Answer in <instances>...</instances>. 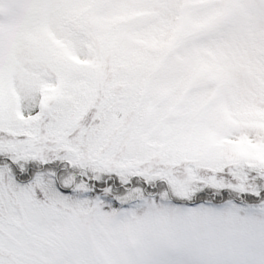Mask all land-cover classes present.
Returning <instances> with one entry per match:
<instances>
[{
  "label": "rangeland",
  "instance_id": "obj_1",
  "mask_svg": "<svg viewBox=\"0 0 264 264\" xmlns=\"http://www.w3.org/2000/svg\"><path fill=\"white\" fill-rule=\"evenodd\" d=\"M0 16L5 109L15 108L12 81L27 99L53 79L57 88L40 94L43 103L59 106L62 91L76 80L84 99L77 107L103 105L109 112L98 152L106 165L180 175H206L221 164L263 166L264 128L228 114L264 112L255 74L264 63L260 0H0ZM77 33L90 39L89 62L80 66L71 62L67 40ZM206 88L209 98L200 108L179 115L181 94ZM135 95L147 107L166 106L146 137L140 133L147 115L138 120ZM115 110L120 117L112 119Z\"/></svg>",
  "mask_w": 264,
  "mask_h": 264
},
{
  "label": "snow or ice",
  "instance_id": "obj_2",
  "mask_svg": "<svg viewBox=\"0 0 264 264\" xmlns=\"http://www.w3.org/2000/svg\"><path fill=\"white\" fill-rule=\"evenodd\" d=\"M43 101L0 105V264H264V166L112 167L103 105Z\"/></svg>",
  "mask_w": 264,
  "mask_h": 264
},
{
  "label": "trees",
  "instance_id": "obj_3",
  "mask_svg": "<svg viewBox=\"0 0 264 264\" xmlns=\"http://www.w3.org/2000/svg\"><path fill=\"white\" fill-rule=\"evenodd\" d=\"M217 0H194L196 4H205V3H212ZM25 3L31 2V0H23ZM1 17V16H0ZM0 28H2L0 26ZM72 34V33H71ZM17 37V33L13 35L12 41L15 42ZM50 37L53 41L57 42L59 37L54 35L52 31H50ZM69 41V58L74 65L80 66L89 62V58L87 56V46L90 45V39L83 34H75L74 36L67 39ZM188 49L185 47L183 49L186 52ZM182 52V51H181ZM250 69L254 70V68L250 65ZM258 70L255 72L258 79H256L260 87H258L257 92L261 93L264 92V63H260V67L256 68ZM11 82V81H10ZM11 96L14 100V106L16 109L19 108L22 100H31L34 99L37 94H40V91H53L57 88V84L53 79H45V81L40 84L37 88L38 90L34 92V95L31 94L30 97L27 99L23 98L22 94L17 91V87L11 82L9 83ZM209 98V90L206 89H191L187 93L181 94V99L179 103V115L182 117L187 115L188 113L198 110L202 105V102H205ZM83 95H81V84L78 83L76 80H72L70 85L65 88L60 96L59 106L63 109H67L66 111L74 108L75 106H80L83 102ZM134 103L136 105V114L138 116V120L142 119L147 115L148 119V126L146 125L143 128L142 133L140 136L146 137L149 136L158 126V123L164 118L165 112V105H159L157 103H150V106H153L150 111L149 107L146 106V102L138 95L134 97ZM229 118L230 119H239L246 122L248 125L254 126L256 128H264V112L254 113V114H245L240 109H235L233 111H229ZM18 115V112H17ZM112 119L113 117L119 118V110H115L112 112ZM119 116V117H118ZM264 166V163H262ZM253 166V165H252ZM258 166V165H257Z\"/></svg>",
  "mask_w": 264,
  "mask_h": 264
}]
</instances>
